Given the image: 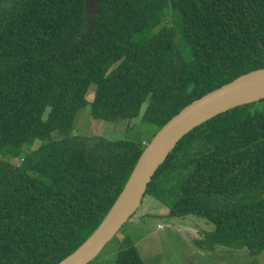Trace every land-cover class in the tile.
Listing matches in <instances>:
<instances>
[{
	"label": "trees",
	"instance_id": "1",
	"mask_svg": "<svg viewBox=\"0 0 264 264\" xmlns=\"http://www.w3.org/2000/svg\"><path fill=\"white\" fill-rule=\"evenodd\" d=\"M93 1L91 13L88 0H0V264H57L77 251L146 148L129 139L86 144L74 136L80 110L159 130L194 101L264 70V0ZM147 195L172 216L213 224L202 234L208 252L263 253L264 100L186 134ZM117 244L109 264H144L130 236Z\"/></svg>",
	"mask_w": 264,
	"mask_h": 264
},
{
	"label": "rangeland",
	"instance_id": "2",
	"mask_svg": "<svg viewBox=\"0 0 264 264\" xmlns=\"http://www.w3.org/2000/svg\"><path fill=\"white\" fill-rule=\"evenodd\" d=\"M88 4L89 11L93 13L96 9L94 1L88 0ZM93 98L94 87L87 95L90 102ZM74 128V136L84 138L90 146H96L98 138L137 140L145 147L158 131L157 126L143 123L141 118L112 122L94 119L89 107L77 113ZM38 145L36 143L31 150H35ZM15 162L19 163L20 160ZM158 224L164 230H156ZM213 229V224L195 213L170 215L168 209L147 195L138 211L101 252L99 263L109 264L115 259L119 251L117 241L123 235L130 236L144 264H264V252L252 255L245 247L238 245L227 248L214 246L215 249L208 252L211 242L203 241L202 234Z\"/></svg>",
	"mask_w": 264,
	"mask_h": 264
},
{
	"label": "water",
	"instance_id": "3",
	"mask_svg": "<svg viewBox=\"0 0 264 264\" xmlns=\"http://www.w3.org/2000/svg\"><path fill=\"white\" fill-rule=\"evenodd\" d=\"M264 100V70L239 77L198 99L155 133L140 156L123 191L99 227L77 251L57 264H90L111 243L140 208L158 168L179 141L206 121L241 105Z\"/></svg>",
	"mask_w": 264,
	"mask_h": 264
},
{
	"label": "crops",
	"instance_id": "4",
	"mask_svg": "<svg viewBox=\"0 0 264 264\" xmlns=\"http://www.w3.org/2000/svg\"><path fill=\"white\" fill-rule=\"evenodd\" d=\"M159 204H160V203H159ZM160 205H162L163 207H165L163 204H160ZM165 208L168 209L167 207H165ZM168 210H169V209H168ZM167 215H169V214H167ZM167 215H166V216H167ZM159 225H160V224L157 225L156 230L159 229V228H158ZM159 230H164V228H163V229H159Z\"/></svg>",
	"mask_w": 264,
	"mask_h": 264
},
{
	"label": "built area",
	"instance_id": "5",
	"mask_svg": "<svg viewBox=\"0 0 264 264\" xmlns=\"http://www.w3.org/2000/svg\"><path fill=\"white\" fill-rule=\"evenodd\" d=\"M158 228H159V229H163V226H160V225H159Z\"/></svg>",
	"mask_w": 264,
	"mask_h": 264
}]
</instances>
